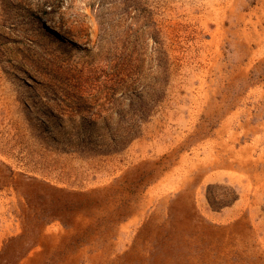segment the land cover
Wrapping results in <instances>:
<instances>
[{"label": "rangeland", "instance_id": "rangeland-1", "mask_svg": "<svg viewBox=\"0 0 264 264\" xmlns=\"http://www.w3.org/2000/svg\"><path fill=\"white\" fill-rule=\"evenodd\" d=\"M0 264H264V0H0Z\"/></svg>", "mask_w": 264, "mask_h": 264}, {"label": "bare ground", "instance_id": "bare-ground-1", "mask_svg": "<svg viewBox=\"0 0 264 264\" xmlns=\"http://www.w3.org/2000/svg\"><path fill=\"white\" fill-rule=\"evenodd\" d=\"M46 25H49L48 23ZM50 26V25H49Z\"/></svg>", "mask_w": 264, "mask_h": 264}]
</instances>
